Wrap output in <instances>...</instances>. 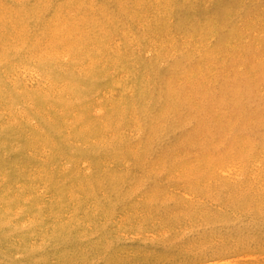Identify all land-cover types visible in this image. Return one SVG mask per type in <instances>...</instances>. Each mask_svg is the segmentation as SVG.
<instances>
[{"label":"rangeland","instance_id":"374dc122","mask_svg":"<svg viewBox=\"0 0 264 264\" xmlns=\"http://www.w3.org/2000/svg\"><path fill=\"white\" fill-rule=\"evenodd\" d=\"M124 1L0 0V264H264V0Z\"/></svg>","mask_w":264,"mask_h":264},{"label":"bare ground","instance_id":"6f19581e","mask_svg":"<svg viewBox=\"0 0 264 264\" xmlns=\"http://www.w3.org/2000/svg\"><path fill=\"white\" fill-rule=\"evenodd\" d=\"M123 1H124V0H123ZM132 1H133V0H132ZM124 2H125V1H124ZM124 2H123V3H124ZM7 6H8V5H7ZM102 6H103V5H102ZM11 7H12V6H11ZM3 8H4V7H3ZM1 10H2V9H1ZM16 10H17V9H16ZM102 10H103V9H102ZM4 11H6V10H4ZM18 11H19V10H18ZM15 12H16V11H15ZM4 13H5V12H4ZM15 14L17 15V13H15ZM26 14H27V13H26ZM6 15H7V14H6ZM6 15H5V16H6ZM24 15H25V14H24ZM5 16H4V17H5ZM8 16H9V15H8ZM17 17H20V16H17ZM3 19H4V18H3ZM12 20H13V19H12ZM18 22H19V21H18ZM1 24H4V22L1 23ZM236 76H237V75H236ZM237 77H238V76H237ZM240 93H241V92H240ZM52 223H53V222H52Z\"/></svg>","mask_w":264,"mask_h":264}]
</instances>
